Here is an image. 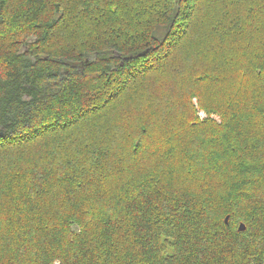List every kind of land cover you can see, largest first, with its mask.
<instances>
[{"label":"trees","instance_id":"16d2710c","mask_svg":"<svg viewBox=\"0 0 264 264\" xmlns=\"http://www.w3.org/2000/svg\"><path fill=\"white\" fill-rule=\"evenodd\" d=\"M0 132V264H264V0H0Z\"/></svg>","mask_w":264,"mask_h":264},{"label":"rangeland","instance_id":"374dc122","mask_svg":"<svg viewBox=\"0 0 264 264\" xmlns=\"http://www.w3.org/2000/svg\"><path fill=\"white\" fill-rule=\"evenodd\" d=\"M194 102L197 105L196 99H194ZM197 114H198V117L200 119H202V120L203 119H207L209 117L208 114L204 110H198V113ZM211 118L219 120V116L218 115H215V114H213ZM74 229L75 230H78L79 228L77 226H74ZM55 264H59V262L56 261Z\"/></svg>","mask_w":264,"mask_h":264},{"label":"water","instance_id":"95a60500","mask_svg":"<svg viewBox=\"0 0 264 264\" xmlns=\"http://www.w3.org/2000/svg\"><path fill=\"white\" fill-rule=\"evenodd\" d=\"M142 54H145V53H142ZM0 136H4V133L0 132ZM225 221H226V223L229 222V216L226 217ZM239 230H241V231L246 230V225L244 223H241L239 226Z\"/></svg>","mask_w":264,"mask_h":264}]
</instances>
